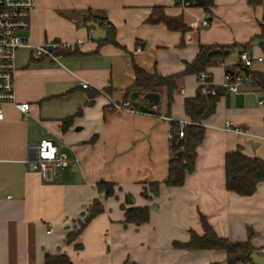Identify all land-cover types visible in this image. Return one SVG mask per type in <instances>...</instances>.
<instances>
[{
  "label": "crops",
  "instance_id": "1",
  "mask_svg": "<svg viewBox=\"0 0 264 264\" xmlns=\"http://www.w3.org/2000/svg\"><path fill=\"white\" fill-rule=\"evenodd\" d=\"M179 2L35 0L30 26L21 32L28 43L59 39L74 45L54 62L32 58L25 45L15 51L14 98L29 108L20 112L11 101L1 103L0 264H43L46 255L60 254L71 264H227L225 250L174 246L188 241L191 230L203 234L201 216L219 236L264 246V180L243 196L224 184L226 152L239 149L264 160V61L245 68L239 59L243 50L264 56V0H212L206 6L193 1L188 7ZM155 10L181 16L187 29L149 21ZM88 16L110 24L116 42L102 40L101 26L104 35L94 38L87 22L95 20ZM203 19L210 23L203 26ZM207 44L228 46L222 59L205 68L209 81L200 73L181 75L171 100L166 86L154 91L156 103L134 87L135 64L145 72L175 75L198 45ZM227 71L243 78L234 92L222 87ZM82 81L90 86L82 88ZM209 85L221 95L201 121L204 133L192 171L181 185H167L169 133L176 136V121H189L185 98ZM109 98L129 100L140 111L114 109ZM226 122L245 132L226 128ZM41 139L51 140L69 160L50 181L28 165L36 154L30 145ZM104 181L113 185L110 196L98 188ZM152 182L158 183L156 193ZM94 200L102 211L68 242ZM135 206L148 207V221L126 220L125 208Z\"/></svg>",
  "mask_w": 264,
  "mask_h": 264
},
{
  "label": "trees",
  "instance_id": "2",
  "mask_svg": "<svg viewBox=\"0 0 264 264\" xmlns=\"http://www.w3.org/2000/svg\"><path fill=\"white\" fill-rule=\"evenodd\" d=\"M251 3L258 0H249ZM212 3V0H205L203 5ZM94 19L100 23V26L104 30L105 36L102 38L104 41L115 43L114 29L110 24L103 22L101 19L95 16H88L86 19ZM163 21L167 27L171 30L184 31L187 26L184 24L181 16L167 17L164 14L155 10L150 16L149 21L157 22ZM264 34V31H263ZM264 45V43H262ZM198 51L191 62L186 63L183 71L178 72L175 75H160L156 71L153 73L145 72L136 64L134 65L135 70V81L134 87L147 91H158L159 89L166 86L168 89L169 100H171V91L176 86V80L179 76L184 74L201 73L205 71V68L213 63L214 61L220 60L226 54L225 49L227 45L207 44L198 45ZM246 68V67H245ZM230 76H233L230 71ZM252 80L255 83L263 85V80H260L258 75L250 73ZM206 81H209L210 77L205 76ZM221 95V90L211 85L201 86L198 89L197 94L192 98H185L183 109L185 114L189 118L190 123L186 125L184 134L181 138L176 139V136L171 137L172 157L168 162V174L165 178L164 183L171 186H178L184 180L185 174L192 171L195 149L204 133V126L201 121L206 117L210 116L215 110V104ZM70 118L64 120V123H68ZM180 155H176L180 152ZM225 181L226 188L237 193L238 195H251L255 192L258 182L264 180V160L257 157L252 158L247 156L245 153H241L239 149L226 152L225 161ZM154 193L158 191V183L152 182L149 185ZM100 191H105L106 196H110L114 193L113 185L110 182H101L98 184ZM103 209L99 201L94 200L92 206L89 208L88 213L85 215V222L81 225L78 230L68 234L67 241L72 242L78 236L80 229L84 224L90 221V218L101 212ZM149 209L147 206H135L125 208L124 215L127 221L134 223L146 222L148 218ZM201 223L203 234H196L192 230L190 231V238L188 241L183 243L174 242V246L177 248L185 249H222L226 252L225 261L227 264L250 263V254L254 248L250 245L249 240L234 241L228 240L223 236H219L216 231L212 229L209 223L206 221L204 216H201ZM76 248L80 245L75 244ZM43 264H71L69 258L65 254L60 256L46 255Z\"/></svg>",
  "mask_w": 264,
  "mask_h": 264
},
{
  "label": "built area",
  "instance_id": "3",
  "mask_svg": "<svg viewBox=\"0 0 264 264\" xmlns=\"http://www.w3.org/2000/svg\"><path fill=\"white\" fill-rule=\"evenodd\" d=\"M200 4L198 0H180L181 7H188L191 2ZM35 0H0V120L4 118L3 110L1 107L2 102L11 101L15 108L20 112H25L29 108V103H19L15 100V66L14 56L15 51L23 45L30 48L31 56L34 59L39 57L48 58L51 62L57 61L59 56L65 52H68L74 45L72 42H63L59 39H54L51 42L31 46L28 43V37L21 34L23 30H27L30 26V15L35 7ZM210 23L208 19H203L201 24L207 26ZM81 41H76L75 45H78ZM140 50V48H138ZM239 59L245 67L250 68L255 61H264V56H252L247 50H243L239 54ZM205 73L201 72L199 77L205 82ZM223 88H227L229 91H236L237 84L243 80L242 76L233 75L227 71L224 74ZM90 84L87 81L81 82V87L86 89ZM103 92V91H102ZM109 102L114 109L127 110V111H140L130 104L129 100H121L115 102L109 98ZM261 102V101H260ZM152 108H155V104H152ZM164 118L170 119L168 116ZM190 121L186 119H180L176 121L174 130L178 138H181L184 134V129ZM226 128L232 129L237 133L245 132L243 129L233 127L231 123L226 122ZM173 136V132L169 133V137ZM30 149L36 152L33 158L28 159V165L31 169L37 170L39 175L46 180L50 181L56 175V173L69 162L68 158L59 151L57 145L52 143L49 139H41L38 145H30ZM256 254L264 255V246L260 248H254Z\"/></svg>",
  "mask_w": 264,
  "mask_h": 264
},
{
  "label": "water",
  "instance_id": "4",
  "mask_svg": "<svg viewBox=\"0 0 264 264\" xmlns=\"http://www.w3.org/2000/svg\"><path fill=\"white\" fill-rule=\"evenodd\" d=\"M198 2L200 4H204L205 0H198ZM87 25L94 29L93 31L94 38L98 39L99 37L104 35L103 30L100 27V23L91 20L87 22ZM133 95H136V92H134ZM144 98L156 103L159 100V94H157V92L154 91H147L146 93H144ZM180 153L181 151L177 152L176 155H180ZM250 259L252 260V264H264V255L262 254L259 255L252 252L250 254Z\"/></svg>",
  "mask_w": 264,
  "mask_h": 264
}]
</instances>
